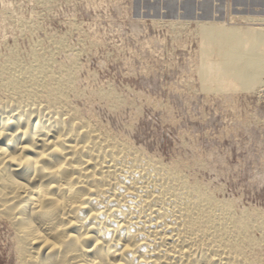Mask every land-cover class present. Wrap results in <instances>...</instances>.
Returning <instances> with one entry per match:
<instances>
[{"label": "bare ground", "instance_id": "bare-ground-1", "mask_svg": "<svg viewBox=\"0 0 264 264\" xmlns=\"http://www.w3.org/2000/svg\"><path fill=\"white\" fill-rule=\"evenodd\" d=\"M40 40L0 53V220L17 263L264 264V213L117 132L90 103L121 96L85 92L79 52Z\"/></svg>", "mask_w": 264, "mask_h": 264}, {"label": "rangeland", "instance_id": "rangeland-1", "mask_svg": "<svg viewBox=\"0 0 264 264\" xmlns=\"http://www.w3.org/2000/svg\"><path fill=\"white\" fill-rule=\"evenodd\" d=\"M39 1L0 0V53L64 37L80 88L123 99L89 105L111 127L264 213V0ZM0 264H18L2 220Z\"/></svg>", "mask_w": 264, "mask_h": 264}]
</instances>
